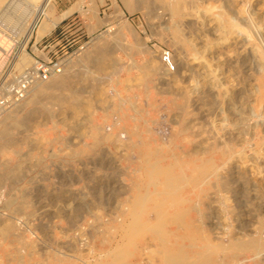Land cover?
I'll return each instance as SVG.
<instances>
[{"label": "rangeland", "instance_id": "rangeland-1", "mask_svg": "<svg viewBox=\"0 0 264 264\" xmlns=\"http://www.w3.org/2000/svg\"><path fill=\"white\" fill-rule=\"evenodd\" d=\"M44 1L1 0L0 27L29 48L63 28L77 41L67 69L79 75L53 95L76 93L85 107L99 76L100 100L61 112L45 94L35 113L6 125L0 225L9 219L11 230H0V264H264V103L253 93L264 0H198L178 23L194 55L175 42L157 2L128 11L121 0ZM104 40L112 43L98 67L86 57ZM201 164L210 169L199 176ZM157 165L177 183L165 186ZM122 220L124 235L111 236ZM247 242L260 254L235 247ZM113 245L116 254L101 255Z\"/></svg>", "mask_w": 264, "mask_h": 264}, {"label": "bare ground", "instance_id": "bare-ground-1", "mask_svg": "<svg viewBox=\"0 0 264 264\" xmlns=\"http://www.w3.org/2000/svg\"><path fill=\"white\" fill-rule=\"evenodd\" d=\"M26 1H28V0H26ZM30 2H35L36 0H29ZM122 1V3H123V5H124V7L128 10V11H132V9H134V7L135 6H137L138 5V0H121ZM197 1L198 0H141L140 2L142 3V5L143 6H148V5H150V4H152V2L154 3V2H157V3H159L161 6H163V8L165 9V10H167L168 12H169V14H170V17H171V19H173L174 20V24L172 25V30H173V32H174V35H172V36H174L175 38H176V43L177 44H180L181 45V47L183 46L184 48H186V50H187V52L191 55H194V52L196 51V50H194V47H192L193 45L191 44V42H190V40H189V38L188 39H186V38H183V36H182V34L180 33V31L178 30V23L179 22H181V20L182 19H184V18H187V17H191V16H193L194 15V11L196 10L195 8L197 7V5H196V3H197ZM45 3H44V6L46 5V4H48L49 2H50V0H45L44 1ZM140 2H139V5H140ZM0 3H1V0H0ZM2 3H3V0H2ZM36 3V2H35ZM50 4V3H49ZM48 4V6H50ZM27 5V4H26ZM36 6V5H35ZM43 6V5H42ZM44 6H43V8H44ZM52 6V5H51ZM38 8V7H37ZM41 9V8H40ZM47 9V8H46ZM200 13V12H199ZM65 14H66V12H64L63 14H61L60 15V17H58L57 18V20H54L53 22H52V25L53 26H55L56 25V22H58V20H61L63 17H65ZM44 15V14H43ZM217 16V15H216ZM262 17V16H261ZM216 18V17H215ZM202 19V18H201ZM173 22V21H172ZM51 23V22H50ZM235 23V22H234ZM237 23V22H236ZM224 24H225V22H224ZM228 24V23H227ZM232 25V24H231ZM197 26V25H196ZM219 27V26H218ZM221 27V26H220ZM230 27V26H229ZM234 27V26H233ZM236 27V26H235ZM239 27V26H238ZM4 28V27H3ZM231 28V27H230ZM229 28V29H230ZM237 29V28H236ZM6 30V29H5ZM239 30V29H238ZM252 31V30H251ZM43 32V31H42ZM234 33V32H233ZM173 34V33H172ZM238 34V33H237ZM245 34V33H244ZM248 34H250V33H248ZM254 34V33H253ZM251 35V34H250ZM109 36V35H108ZM255 36V35H254ZM257 36V35H256ZM255 36V37H256ZM100 37H102V36H100ZM264 38V37H263ZM98 39V38H97ZM107 39V38H106ZM257 39V37L255 38V40ZM109 40H111V39H109ZM108 40V41H109ZM175 40V39H174ZM107 40H104V42L102 43V47L100 48V49H98V50H96L93 54H89L87 57H86V59H87V61H90V62H92V64H94L95 66H98L99 67V62L101 61V57H102V60H103V58L104 57H107L106 55H107V52H106V49H108L109 47V45L112 43V42H110V44L107 46V42H106ZM111 41H113V40H111ZM259 41V40H258ZM259 43V42H258ZM242 44V43H241ZM96 45V44H95ZM258 45L259 44H257L256 45V43H255V46H256V48L258 47ZM22 46H24V45H22ZM96 46H98V45H96ZM260 46V45H259ZM111 47V46H110ZM180 47V48H181ZM262 47L260 46V49H261ZM258 49V56H260V59H261V62H260V73L256 76V78H255V81H256V84H255V88H254V91H253V93H254V95H255V100L254 101H256L258 104H260V105H262L263 103H264V48L262 49V50H260L259 48H257ZM256 50V49H255ZM257 51V50H256ZM85 53V52H84ZM92 53V52H91ZM187 53V54H188ZM84 55V54H83ZM21 64H20V66H24V65H27V64H29V61H28V58H27V56H26V54H24V52H22V54H21ZM81 57V56H80ZM79 57V58H80ZM109 58V57H108ZM78 59V58H77ZM106 59V58H105ZM80 61V60H79ZM99 61V62H98ZM104 61V60H103ZM105 62V61H104ZM107 62V61H106ZM72 63V62H71ZM70 63V64H71ZM81 63V62H80ZM101 63V62H100ZM73 65H75L74 63H72ZM94 66V67H95ZM104 66V65H103ZM67 67H68V63H67V65H66V67H65V69L63 70V72L62 73H60V74H58V75H54V76H52V77H50V79H48L47 81H44V82H38V83H36L35 85H33L31 88H30V90H29V92H28V95H27V97L24 99V100H22L20 103H18V104H16V105H14L13 107H11L10 109H8L2 116H1V118H0V151H2L3 149H6V148H8L9 147V145H10V142H11V140H12V138L10 137V136H8V129L10 128H6V125L8 124V123H10V121H12V120H17L18 119V116H19V114H25V113H28V112H30V113H35L36 112V108H37V104H38V98L40 97V96H42V95H49V97H51V95H52V97H53V99L56 101V103H58V105H59V107L61 108V112H62V110H64V109H72V111L74 110H80V109H84V108H91V107H89V102H91V101H93V102H96V101H98V100H100V99H98V95H99V89H101V84H102V79L101 78H98V77H96V78H93V79H95V80H93V81H96V83H93V84H90L91 85V90H90V94H91V96H90V98L88 99V104L86 103V105H85V107L82 105L83 104V102L85 101H80L81 99H79V97L78 96H76L75 94H67V95H63V94H66L65 92H67V91H65L64 92V90H66L68 87H70V82H72V81H70V79H71V77L74 75V73H75V75H76V70H75V68L74 69H72L71 67L70 68H68L67 69ZM76 67V66H75ZM100 70H102V69H100ZM259 71V70H258ZM79 75V74H78ZM78 75H76V77H78ZM75 77V80L76 79H78V78H76ZM81 77V76H80ZM94 77V76H93ZM73 79H74V76H73ZM105 79V77L103 78V80ZM80 81V80H79ZM81 81H82V78H81ZM84 81V80H83ZM175 81V80H174ZM107 82V81H106ZM73 83V82H72ZM75 83V82H74ZM251 83V82H250ZM69 89V88H68ZM63 91V94L61 93V94H57V96L56 95H53L55 92L54 91ZM253 90V89H252ZM54 92V93H53ZM68 93V92H67ZM45 95V96H46ZM48 97V96H47ZM251 97V96H250ZM86 102V101H85ZM98 103V102H97ZM184 103V102H183ZM91 104V103H90ZM254 104H256V103H254ZM258 104L256 105L257 107H258ZM207 105V104H206ZM264 105V104H263ZM99 106V105H98ZM181 106V105H180ZM184 107V106H183ZM262 108H264V106L262 107ZM79 110H78V113H79ZM255 110H256V108H255ZM261 110H263V109H261ZM65 111V110H64ZM63 111V112H64ZM73 111V112H74ZM75 111V112H76ZM85 111H88V110H85ZM259 111H260V108L258 109V111H257V113H259ZM81 112V111H80ZM263 112H264V110H263ZM69 113V112H68ZM68 113H67V115H68ZM84 113V112H83ZM86 113V112H85ZM256 113V114H257ZM72 115H73V113H71ZM77 113H75L74 115H76ZM255 114V115H256ZM64 115V114H63ZM66 115V114H65ZM260 115H262V114H260ZM77 116V115H76ZM75 116V117H76ZM264 116V115H263ZM262 116V117H263ZM22 117V116H21ZM74 117V118H75ZM247 117V116H246ZM69 118V117H68ZM67 118V119H68ZM72 118V117H71ZM70 118V119H71ZM76 119V118H75ZM263 119V118H262ZM258 120H260V119H258ZM22 121V120H21ZM12 122H14V121H12ZM23 122V121H22ZM259 122H261V120L259 121ZM262 122H264V119H263V121ZM15 123V122H14ZM248 124V123H247ZM258 124H260V123H258ZM264 125V124H263ZM261 126H262V124H261ZM258 127H259V125H258ZM257 127V128H258ZM264 128V127H263ZM7 129V130H6ZM261 131V130H260ZM7 132V133H6ZM263 134V133H262ZM262 134H260L261 136V138H263L264 137V135H262ZM259 134L257 133V136H258ZM262 140H264V139H262ZM261 141V140H260ZM257 143H258V141H257ZM264 142H262L261 144H263ZM168 146V145H167ZM166 147V146H165ZM220 147V146H219ZM257 147V146H256ZM260 147V145H258V147L257 148H259ZM220 149V148H219ZM225 151L227 150L228 152L230 151V148L228 147H224L223 148ZM260 149H264V148H260ZM137 151V150H136ZM226 151V152H227ZM259 151H261V150H259ZM172 152V151H171ZM255 152H257V150L255 151ZM138 153H140V152H138ZM145 153V152H144ZM225 153V152H224ZM258 153V152H257ZM260 153V152H259ZM132 154H134V153H132ZM145 154H147V152L145 153ZM149 154V153H148ZM156 154H157V152H156ZM262 154V153H261ZM158 155V154H157ZM147 156V155H146ZM145 155H144V157H146ZM133 157V156H132ZM140 157V156H139ZM153 157V156H152ZM151 157V158H152ZM199 158V157H198ZM258 159V158H257ZM148 161V160H147ZM147 161L145 162V163H147ZM156 161V160H155ZM168 162H170V161H168ZM206 162V161H205ZM156 163H157V161L155 162V165H156ZM258 163V162H257ZM206 164H208V163H206ZM149 165V164H148ZM150 165H151V167L152 166H154V165H152V162L150 163ZM205 165V164H204ZM204 165H199L198 167L197 166H195L196 167V171H197V174L199 175V176H201V175H204L205 174V170L207 171L208 169H207V167L210 169V165H208V166H204ZM258 165V164H257ZM260 165V164H259ZM158 166V165H157ZM195 167H194V169H195ZM156 168V167H155ZM158 168H159V166H158ZM161 168V167H160ZM159 168V169H160ZM170 167L168 166V168H161L160 170L159 169H157V171H156V169H154V172L156 173V174H158V175H163V176H165V180H167V184L165 185V186H172V184L175 182V183H177L176 182V176H174V175H172L171 173H170V171L168 172L167 171V169L168 170H170L169 169ZM4 174V173H3ZM201 174V175H200ZM1 176L2 175H0V178H1ZM181 176H182V174H181ZM184 179H185V177H183ZM193 178H196V176H194V177H191V178H188L189 180H188V182H191L192 180H193ZM206 179L204 180L205 182H209V176H207V177H205ZM204 179V178H203ZM223 179V178H222ZM222 179H220L221 180V182H222V184L223 185H227L228 183H229V181H227L228 183H226V180H225V178H224V180L222 181ZM227 179V178H226ZM258 179V178H257ZM199 180V179H198ZM228 180V179H227ZM187 181V180H186ZM188 182H186L187 184H188ZM259 183V182H258ZM178 186V185H177ZM174 187V186H173ZM176 187V186H175ZM174 187V188H175ZM147 191V190H146ZM168 192V191H167ZM166 193V192H165ZM167 195V194H166ZM145 196V195H144ZM143 196V197H144ZM149 196V195H148ZM140 198V197H139ZM182 199V198H181ZM137 200V199H136ZM142 200V199H141ZM171 201V200H170ZM141 205V204H140ZM134 206V205H133ZM134 212V211H133ZM10 220L9 219H4L3 220V224H1L0 225V230H4V231H9V230H11V226H10ZM30 233V232H29ZM41 235V234H40ZM43 235V234H42ZM41 235V236H42ZM39 236V235H38ZM44 236V235H43ZM42 236V237H43ZM112 236V235H111ZM30 238H31V236H30ZM114 241V240H113ZM112 244V243H111ZM110 244V245H111ZM109 245V246H110ZM221 246V245H220ZM223 246V245H222ZM113 247H114V245H113ZM215 247V246H214ZM226 247V246H225ZM236 248H240V249H253V250H256L255 252H256V254H260V252H258V250H259V245H258V243L257 242H247V243H245V244H238V246H235ZM110 248V247H109ZM120 247L119 246H117V247H114L113 249H111V250H109V251H104V252H100L101 253V255H107V254H109V256H110V254H112V253H117L120 249H119ZM122 248V247H121ZM228 248V247H227ZM116 249V250H115ZM224 249V248H223ZM223 249H222V251H223ZM161 250V249H160ZM60 252H61V250H60ZM63 252V251H62ZM66 252V253H65ZM64 253H59L60 254V256L61 257H64V258H70V257H72V258H74V256L72 255V254H70L69 252L67 253V251H65ZM71 252V251H70ZM209 252V251H208ZM95 253V252H94ZM115 253V254H116ZM121 254V253H120ZM112 256H113V254H112ZM115 256V255H114ZM117 256V255H116ZM105 257V256H104ZM118 257V256H117ZM120 257V256H119ZM115 258L116 257H114V260H115ZM111 259V258H110ZM77 260H79V259H77ZM117 260V259H116ZM115 260V261H116ZM244 260V259H243ZM81 262H83L82 260H81ZM85 262V261H84ZM119 262V261H118ZM243 262L244 261H238L237 263L238 264H243ZM73 264V263H72Z\"/></svg>", "mask_w": 264, "mask_h": 264}, {"label": "built area", "instance_id": "built-area-1", "mask_svg": "<svg viewBox=\"0 0 264 264\" xmlns=\"http://www.w3.org/2000/svg\"><path fill=\"white\" fill-rule=\"evenodd\" d=\"M63 33L64 29L56 26L49 34L35 39L29 48L30 41L21 46L17 31L7 32L0 27V118L24 100L33 85L63 72L77 44L76 39L65 40ZM22 52L31 60L24 66H20ZM162 61L172 67L169 57H162Z\"/></svg>", "mask_w": 264, "mask_h": 264}, {"label": "crops", "instance_id": "crops-1", "mask_svg": "<svg viewBox=\"0 0 264 264\" xmlns=\"http://www.w3.org/2000/svg\"><path fill=\"white\" fill-rule=\"evenodd\" d=\"M191 178V177H190ZM151 206V205H150ZM149 207V206H148ZM153 220H155V222H157V223H159L160 225L164 222V219H153ZM179 220V219H178ZM126 226H127V223L126 222H124V220H122V221H119V222H117L116 223V228H115V230L113 231V234H112V236H117V237H121V236H123L124 235V232H125V228H126ZM115 234V235H114ZM102 236V235H101Z\"/></svg>", "mask_w": 264, "mask_h": 264}]
</instances>
